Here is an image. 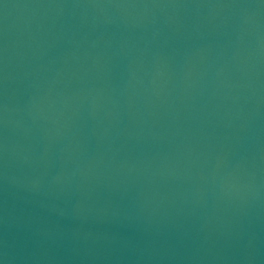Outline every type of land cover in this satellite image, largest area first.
<instances>
[{
    "label": "water",
    "instance_id": "obj_1",
    "mask_svg": "<svg viewBox=\"0 0 264 264\" xmlns=\"http://www.w3.org/2000/svg\"><path fill=\"white\" fill-rule=\"evenodd\" d=\"M0 264H264V0H0Z\"/></svg>",
    "mask_w": 264,
    "mask_h": 264
}]
</instances>
